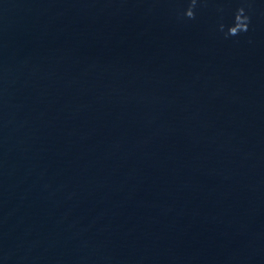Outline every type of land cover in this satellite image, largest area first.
Instances as JSON below:
<instances>
[{"label": "water", "instance_id": "95a60500", "mask_svg": "<svg viewBox=\"0 0 264 264\" xmlns=\"http://www.w3.org/2000/svg\"><path fill=\"white\" fill-rule=\"evenodd\" d=\"M0 264H264V0H0Z\"/></svg>", "mask_w": 264, "mask_h": 264}]
</instances>
